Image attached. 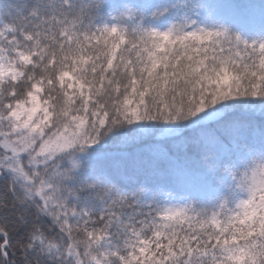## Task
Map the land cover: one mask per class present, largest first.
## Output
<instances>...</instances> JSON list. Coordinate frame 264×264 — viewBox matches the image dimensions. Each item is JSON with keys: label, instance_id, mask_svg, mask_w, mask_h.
Here are the masks:
<instances>
[{"label": "snow or ice", "instance_id": "6c2138e0", "mask_svg": "<svg viewBox=\"0 0 264 264\" xmlns=\"http://www.w3.org/2000/svg\"><path fill=\"white\" fill-rule=\"evenodd\" d=\"M0 264H264V0H0Z\"/></svg>", "mask_w": 264, "mask_h": 264}]
</instances>
